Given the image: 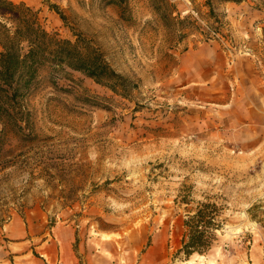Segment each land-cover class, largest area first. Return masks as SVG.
<instances>
[{
	"label": "rangeland",
	"instance_id": "1",
	"mask_svg": "<svg viewBox=\"0 0 264 264\" xmlns=\"http://www.w3.org/2000/svg\"><path fill=\"white\" fill-rule=\"evenodd\" d=\"M11 1L133 86L116 95L47 69L29 128L0 123V264L52 262L29 230L69 238L68 264H264V85L250 93L234 75L264 54V0H169V26L149 0ZM202 202L220 208L221 227L185 258L184 221ZM15 222L25 238L8 236Z\"/></svg>",
	"mask_w": 264,
	"mask_h": 264
},
{
	"label": "trees",
	"instance_id": "2",
	"mask_svg": "<svg viewBox=\"0 0 264 264\" xmlns=\"http://www.w3.org/2000/svg\"><path fill=\"white\" fill-rule=\"evenodd\" d=\"M106 5L123 0H103ZM165 26L175 18L169 13V0H149ZM62 19L57 6L51 5ZM0 123L2 132H23L29 128L27 100L38 86L43 71L79 72L107 87L116 95H127L131 82L117 73L102 53L79 37L75 42L48 32L38 11L24 3L0 0ZM220 208L202 202L194 214L184 221L185 232L177 254L185 258L207 253L220 229Z\"/></svg>",
	"mask_w": 264,
	"mask_h": 264
},
{
	"label": "crops",
	"instance_id": "3",
	"mask_svg": "<svg viewBox=\"0 0 264 264\" xmlns=\"http://www.w3.org/2000/svg\"><path fill=\"white\" fill-rule=\"evenodd\" d=\"M257 54H259L260 56H257L256 59H260V61H259V63H256V61L253 62L252 66L254 67V71L252 68V70H249V73L245 72V74H243L238 69L234 70V75H236V79L238 80V82H239V79L241 80V78H242L241 75H244L246 77V83L249 84L250 93H252L253 91L254 92L259 91L258 86L259 87L262 86V84H260V82L263 83V85H264V54L261 51L257 52ZM182 64L184 66V59H182ZM205 77H206V74L201 75L200 78L203 81H200V82L196 81V82H193V84H197V83L204 84V82H205L204 78ZM239 77H241V78H239ZM182 89H184V86L182 87ZM262 91H264V89ZM261 98H262V100H264V97H261ZM243 109H246L251 115H259L258 113H255L254 109L249 107V106H246ZM7 226H8V234H9L8 236L10 238L19 240V239L26 237L27 231L24 229V227L22 226V224L20 222H15V223L9 224ZM61 233L62 232H60V234H59V236H60L59 239H57L56 236L53 235L54 241L49 242L46 239L45 231L44 232L42 230L39 232H32L31 230L28 231V235L31 237L30 240H32L33 238L39 239L40 243L38 244L37 248L44 250V252L50 257V259L52 261L51 263H53V264H68L69 261L66 258L65 259L63 258L62 251L64 250L66 252V254H68V248L70 246V243L68 244L66 242L69 240V238L65 237V239H63L64 237L61 235ZM30 240H29V242H30ZM16 243H22V242L19 241ZM41 256H42V259H38V261H31V262L33 264H51L44 255L41 254ZM20 264H28V263L20 260Z\"/></svg>",
	"mask_w": 264,
	"mask_h": 264
}]
</instances>
